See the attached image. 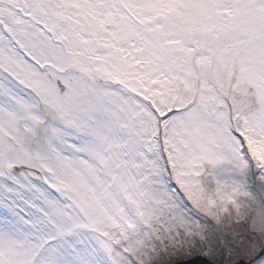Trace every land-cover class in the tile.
Segmentation results:
<instances>
[{"label":"snow or ice","instance_id":"snow-or-ice-1","mask_svg":"<svg viewBox=\"0 0 264 264\" xmlns=\"http://www.w3.org/2000/svg\"><path fill=\"white\" fill-rule=\"evenodd\" d=\"M0 264H264V0H0Z\"/></svg>","mask_w":264,"mask_h":264}]
</instances>
